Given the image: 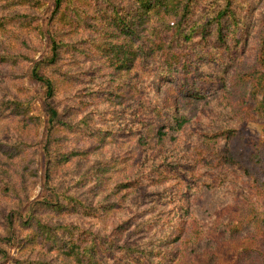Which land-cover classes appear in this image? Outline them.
<instances>
[{"label": "rangeland", "instance_id": "obj_1", "mask_svg": "<svg viewBox=\"0 0 264 264\" xmlns=\"http://www.w3.org/2000/svg\"><path fill=\"white\" fill-rule=\"evenodd\" d=\"M247 1L250 4L249 12L251 9L258 18L259 13L264 11V0ZM83 4L86 2L83 1ZM204 8L202 3L200 13ZM18 10L22 16L13 18L0 29V55L8 53L18 56L14 62L0 61V100L12 96L33 101L31 114L35 119L29 123L19 122L15 118L0 122V131L9 130L4 132L3 137L0 134L1 140L12 134L26 142L14 158L0 153V247L8 253L7 258L0 257V264H16V260L27 258L53 257L59 260L54 251L45 249L37 242L40 229L27 224L25 218L26 209L29 206L35 208L39 201L46 199L52 186L46 179L47 155L42 147L49 118L47 104L52 100L46 98L42 87L32 78L30 69L35 61L47 53L52 27L50 23L63 25L67 19L62 18L60 11L50 22L54 0L27 2L20 5ZM200 13L197 14L199 17ZM7 15L6 11L0 9V17ZM76 28L79 30L71 39H79L84 31V28ZM258 31L259 27L252 28L249 44L237 52V65L230 69L231 72L248 71L255 65L258 54L255 37ZM78 47H81L78 48L80 51L84 50L87 55L97 58L99 49L96 45L84 43ZM73 52L77 50L63 52L67 61L65 67L75 73L83 71L86 76L66 87L61 86L54 104L61 111L73 106L66 116L70 122L77 123L91 110L89 103L94 97L91 93L108 89L104 83L112 81V78L110 72L105 73L106 70L93 58L74 63V58H71ZM134 72L150 82L147 88L132 95V90H127L130 86L122 82L115 88L121 98L113 94L109 100L111 95L107 94L102 106L96 102L106 120L103 130L106 127L109 129L104 132L107 137L103 147L95 154L56 166L55 174L51 176L56 185L80 196L92 209L86 215L81 212L58 214L55 211L48 214L46 210L41 213L37 211V215L52 223L79 224L120 247L137 244L145 251L153 249L171 253L181 244L186 253H196V250L204 256L207 264H263L253 240L224 239L222 223L233 210L232 184L226 183L219 189L208 187L206 183L192 186L180 179H172L175 174L170 179L164 177V182H160L151 179L154 178L151 170L155 166L161 169L157 167L160 163L177 161L184 171L190 155L196 152L194 146L205 145L206 132L239 125L245 136L243 143H232L235 157L258 176L259 181H263L264 174L258 172L254 161L255 153L264 143V113L254 110L252 102L244 104L243 90H239L238 95L233 92L226 95L221 93L202 101L185 103L174 97L165 82L157 84L147 72L138 69ZM134 72L130 74L134 75ZM103 73L105 77L101 79ZM66 134L72 136V132ZM217 146L224 148V143ZM28 157L35 161L32 167H27ZM104 164L109 166V170L99 171L98 167ZM166 173L170 175L171 172L167 170ZM83 176L84 181L78 182L77 179ZM135 178L139 179V183L130 182ZM248 180L249 176L244 182ZM12 188L17 193H13ZM254 189H251L252 194L257 191ZM185 206L189 214L181 211ZM11 219L13 226L9 232ZM187 219L190 220V223L184 224L187 230L172 234L175 225ZM29 235H33L31 239H28ZM10 237L13 238L10 240ZM116 253L120 255L121 251H114V255ZM152 260L158 262V257Z\"/></svg>", "mask_w": 264, "mask_h": 264}, {"label": "trees", "instance_id": "obj_2", "mask_svg": "<svg viewBox=\"0 0 264 264\" xmlns=\"http://www.w3.org/2000/svg\"><path fill=\"white\" fill-rule=\"evenodd\" d=\"M27 2L36 3L37 0H0V9L8 14L4 18L0 17V29L6 27L13 18L22 16L19 6ZM202 3L205 8L200 13ZM249 6L247 0H54L50 22L61 11L67 23L58 26L50 23L52 27L47 53L35 61L30 69L32 78L42 87L46 98L52 100L47 104L49 118L42 146L47 155L45 175L52 186L46 199L39 201L35 208L29 206L26 209L25 219L27 224L40 229L37 242L45 249L54 251L59 260L53 257L27 258L16 260V264H207L204 256L196 250V253H186L181 244L171 253L153 249L145 251L137 244L120 247L114 241L79 224L52 223L37 215V211L41 213L46 210L48 214L54 211L58 214L81 212L86 215L92 209L86 200L56 185L51 176L55 174L56 166L95 154L103 147L107 137L104 132L109 129L106 127L103 130L106 120L96 102L102 106L107 94L111 95L109 100L113 94L121 98L115 88L122 82L130 86L127 90H132V95L147 88L150 82L138 76L134 70L147 72L155 78L157 84L165 82L174 97L185 103L202 101L221 93L226 95L233 92L238 95L239 90H243L244 104L252 102L254 110L264 113V11L255 18L251 9L249 12ZM199 13L200 17L197 15ZM76 27L84 28V31L79 39H71L79 30ZM254 27L260 30L255 37L258 51L255 65L248 71L231 72L230 69L237 65V52L249 44V34ZM84 43L98 47L97 58L78 49ZM69 49L77 50L71 57L74 63L93 58L106 70L105 73L110 72L112 78V81L104 83L108 89L91 93L94 96L89 103L91 110L77 123L70 122L66 116L73 106H67V110L61 111L54 104V99L60 95L61 86L66 87L86 76L83 71L75 73L65 67L67 61L63 52ZM17 59L18 56L8 53L0 55V61L14 62ZM130 72H134V75ZM11 97L0 100V122L10 118L22 123L33 121V101ZM217 130L204 134L205 145L194 146L196 152L189 156V164L184 171L177 161L160 163L157 167L161 169L155 166L151 170L154 177L151 179L164 182L165 178L170 179L175 174L172 179H180L192 186L206 183L208 187L219 189L226 183L232 184L233 210L222 223L224 239L253 240L256 244L254 246L258 248V257L264 264V180L259 181V177L235 157L232 143H243L245 136L239 125ZM6 131L9 130L0 131L2 137ZM67 132H72V136L67 135ZM1 138L0 153L10 158L16 157L21 151V145L26 144L12 134ZM221 142L224 148L217 146ZM255 156L254 165L259 173L264 174V143ZM27 163V167H32L35 161L28 157ZM105 164L98 167V170H109ZM166 169L171 172L170 175H167ZM209 175L213 176L208 179ZM247 176L249 180L244 182ZM84 179L85 176L77 180L83 182ZM134 181L139 183L138 178L130 182ZM253 188L257 191L252 194ZM11 191L17 193L14 188ZM181 211L189 214L187 206ZM188 223L189 219L180 221L172 234L184 233ZM12 224L11 219L9 232L12 231ZM32 236L29 235L28 239ZM116 247L121 251L120 255H114ZM0 257H8L7 250L2 247ZM155 257H158V262L152 260Z\"/></svg>", "mask_w": 264, "mask_h": 264}]
</instances>
